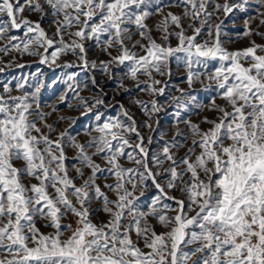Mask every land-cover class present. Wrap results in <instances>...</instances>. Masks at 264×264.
Masks as SVG:
<instances>
[{
  "label": "snow or ice",
  "instance_id": "1",
  "mask_svg": "<svg viewBox=\"0 0 264 264\" xmlns=\"http://www.w3.org/2000/svg\"><path fill=\"white\" fill-rule=\"evenodd\" d=\"M237 12L246 17L236 39L249 38V46L230 51L222 37ZM153 15L161 17L154 29L162 43L146 23ZM45 20L54 31L42 27ZM261 28L264 0H0V41H7L0 53L39 56L41 64L99 71L109 80L123 68L117 88L132 93L128 79L151 97L132 100L146 117L142 125L123 104V120L102 121L96 77L91 84L101 95L85 98L87 84L68 74L59 102L72 108L70 100L77 101L84 116L97 109L82 142L69 131L75 119L59 117L69 124L59 132L47 123L39 86L28 92L21 82L20 95L2 86L0 264H264V44L251 39L264 40ZM89 42L107 59H90ZM69 55L74 60L57 63ZM173 59L186 70L188 88L175 86L180 95L169 96ZM197 84L214 93L208 104L197 102ZM168 100L175 109L171 140L153 119ZM189 103L197 115H212L183 119ZM156 135L164 142L154 149Z\"/></svg>",
  "mask_w": 264,
  "mask_h": 264
},
{
  "label": "rangeland",
  "instance_id": "2",
  "mask_svg": "<svg viewBox=\"0 0 264 264\" xmlns=\"http://www.w3.org/2000/svg\"><path fill=\"white\" fill-rule=\"evenodd\" d=\"M167 2V0H165ZM173 11V12H179L180 9L178 8H164V12ZM251 11V10H249ZM246 17V13H240L237 12L234 16H230L226 21V28L225 31L228 33L227 36H223L222 40L226 41L224 44V47H226L228 50H236L241 49L249 46V38L245 37L242 39H236L235 34L237 32H240L243 30V19ZM159 15H153L150 17L146 23L150 28L153 29L152 31V37L157 40L158 43H162L160 40V33L156 32L154 29V25L160 20ZM31 20H36L37 16L35 14L31 15L29 17ZM233 19L235 20V23L233 24ZM258 21H254L252 23V27L255 28ZM42 27H44L46 30L54 31V29H49L48 26V20H45L42 23ZM261 31H264V28L260 29ZM9 34H15L22 36L23 31L15 32L12 31ZM189 34L191 32L189 31ZM139 39V35L133 37V41ZM251 39H254L257 44H264V40H262L258 36H253ZM227 41H235V42H227ZM143 43H147L146 41H142ZM7 41H0V47H3L4 44H6ZM128 43L129 47H131L132 41H126ZM171 45L174 47L177 44V41L175 37H172L170 39ZM90 47V59H96L97 57L99 59H107L106 56L101 54L98 49H96L94 46H92L91 42H89ZM135 51H140L139 48L134 49ZM42 52L43 49H40ZM51 51V49L49 50ZM117 53L113 52V55H116ZM143 54V53H141ZM40 57L39 56H29L27 54L21 55L20 53L16 51H11L7 55L0 53V68H4L3 71H0V91H2V86L4 84H8L10 87L13 88L12 95H20L21 92L16 90V85L23 82L25 83V91L31 92L34 91L37 86L41 88L40 92V103L41 108L44 112L51 113V115L47 118V123L52 124L55 122V127L57 129V132L69 128V124L67 120H59V117L63 116L66 118H72L76 120V123L69 128V131L72 132L73 135H77V139L81 140L82 142L88 139L87 132L91 128L95 126L97 123L94 119V115L97 111V109H93L92 113H89L88 115L84 116L81 114V110H77V101L70 100V102L73 104L72 108L66 107L64 104H61L58 100V97L66 90V84L64 81L67 78L68 74L76 73V81L81 85L83 88V85L86 83L87 88H84L83 91L80 92V95L85 98H92L98 95H101L100 89L94 88L91 84V76L94 75L99 82L101 88H103V99L105 100V105L99 106V112L103 113L102 121L106 119L107 117H119L120 119H124V117L121 115L120 110V104H123L125 108H127L130 111V114L134 116V118L137 120L138 124H143V121L146 119L144 114L140 111V109L132 103L133 99H143V100H149L151 99L150 96H148L147 93H140L136 92L134 88V83L131 80L125 79L124 84L128 88H132V93H125L122 89L117 88V81L121 79L123 72L125 69L121 68L118 69L117 72L119 75H117L114 79L109 80L106 76L102 75L99 71H93L91 73L84 72L80 68H62L57 67L56 65H49L48 63L41 64L39 62ZM74 60V57L72 56H64L61 58L60 61L57 63H62L64 61H71ZM11 64L10 67H4V65ZM17 65H23V67H18ZM171 71L172 76L169 80L170 87L166 89V92L168 95H180L179 92L175 90V86H179L180 88H184L187 90L188 86L186 83H183L182 81L186 79V70L184 67L177 66L176 61L173 59L171 64ZM157 79H168L167 77H156ZM140 79H145V77L141 76ZM196 89L195 95L197 97V102L201 105L208 104L210 101V98L214 95L212 92H205V91H199L200 85L197 84L194 86ZM72 94L69 93V96ZM157 99L160 102H164L166 100V97H157ZM218 103H221V101L217 100ZM55 106L58 108V111L53 112L52 107ZM175 111V109L171 106V101L168 100L167 104L165 105V109L162 110L157 116H154L153 119H158L160 122L158 132H166L167 135L164 137L166 140H171L173 135L176 132V128L173 127L174 124V117L172 113ZM197 109L192 107V104L189 103L188 111H182L181 117L183 119L190 118L193 122L199 123L200 120L204 115H212L207 111V109H204L203 111H200V114L197 115ZM101 121V122H102ZM202 127L207 128L208 125H202ZM179 129L181 132L187 134L188 129L187 126L183 123L179 124ZM140 131L144 135H148L149 132L147 129L141 127ZM93 135H96L95 132L92 133ZM53 136H55V133H53ZM156 141L158 143H154L152 145V148H158L161 144H163V140H160L159 135L155 136ZM189 140V144H190ZM185 149H181L179 155H184ZM74 153L72 151L68 152L69 156H72ZM131 166V165H126ZM72 175H75V172H72ZM111 182V181H109ZM152 195L151 192H149L146 197L143 199L145 200V203H147V198ZM96 205H94L95 207ZM103 218V214H98L96 219ZM67 223H72L73 227H75V218L69 217ZM152 223H155V221H152ZM43 222H40L38 224V227H41V230L44 232L51 231V229L43 228ZM157 231H163L162 228L157 226Z\"/></svg>",
  "mask_w": 264,
  "mask_h": 264
}]
</instances>
